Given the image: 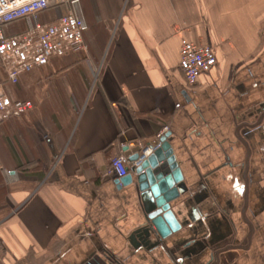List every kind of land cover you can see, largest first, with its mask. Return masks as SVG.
<instances>
[{
	"label": "crops",
	"instance_id": "1",
	"mask_svg": "<svg viewBox=\"0 0 264 264\" xmlns=\"http://www.w3.org/2000/svg\"><path fill=\"white\" fill-rule=\"evenodd\" d=\"M66 1L3 28L71 14L86 51L16 84L0 66L10 99L32 103L0 122V264H264V0ZM182 39L216 57L193 87ZM164 126L183 180L181 229L160 239L109 168Z\"/></svg>",
	"mask_w": 264,
	"mask_h": 264
},
{
	"label": "built area",
	"instance_id": "2",
	"mask_svg": "<svg viewBox=\"0 0 264 264\" xmlns=\"http://www.w3.org/2000/svg\"><path fill=\"white\" fill-rule=\"evenodd\" d=\"M66 0H0V66L9 84H16L20 75L48 64L53 57L66 53L85 52L83 41L84 23L71 14L60 17L54 23L35 22L17 35L7 36L3 28L12 22L23 21L31 16L45 14ZM216 64L214 50L210 46H197L182 39L179 48V71L187 87H193L198 78L209 73ZM176 108H180L177 105ZM32 109L31 102H14L0 85V122L19 117ZM168 127L160 129L153 142L130 144L141 152L134 162L121 152L110 161L109 174L121 179L140 168L144 161L161 147L160 139ZM142 173V172H141Z\"/></svg>",
	"mask_w": 264,
	"mask_h": 264
},
{
	"label": "water",
	"instance_id": "3",
	"mask_svg": "<svg viewBox=\"0 0 264 264\" xmlns=\"http://www.w3.org/2000/svg\"><path fill=\"white\" fill-rule=\"evenodd\" d=\"M160 141L161 147L152 153L140 168L131 169V172L121 179L114 178V183L118 190L135 187L147 218L144 232L154 231L160 239H166L181 229L172 211V205L179 199L177 186L183 178L173 155L170 133H165ZM141 150L139 147L132 149L134 157H129L131 153L125 148L124 155L128 157L129 162H134Z\"/></svg>",
	"mask_w": 264,
	"mask_h": 264
},
{
	"label": "rangeland",
	"instance_id": "4",
	"mask_svg": "<svg viewBox=\"0 0 264 264\" xmlns=\"http://www.w3.org/2000/svg\"><path fill=\"white\" fill-rule=\"evenodd\" d=\"M11 25H20L21 23H19V22H12V23H10Z\"/></svg>",
	"mask_w": 264,
	"mask_h": 264
}]
</instances>
